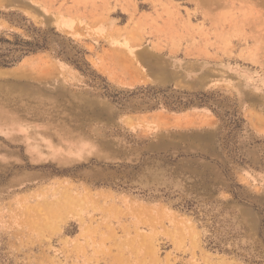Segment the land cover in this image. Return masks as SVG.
Instances as JSON below:
<instances>
[{
	"label": "rangeland",
	"instance_id": "1",
	"mask_svg": "<svg viewBox=\"0 0 264 264\" xmlns=\"http://www.w3.org/2000/svg\"><path fill=\"white\" fill-rule=\"evenodd\" d=\"M20 41L0 264H264V0H0Z\"/></svg>",
	"mask_w": 264,
	"mask_h": 264
},
{
	"label": "trees",
	"instance_id": "2",
	"mask_svg": "<svg viewBox=\"0 0 264 264\" xmlns=\"http://www.w3.org/2000/svg\"><path fill=\"white\" fill-rule=\"evenodd\" d=\"M14 45L15 47L13 49H10L9 53H14V54L20 53L21 55L18 57V59H12L10 61H5L4 59H0V65H8V64L14 63L18 61L22 56L27 55L30 52H34L42 48V46L39 45L37 41L36 42L20 41V43H15ZM7 57L8 56H6L5 58Z\"/></svg>",
	"mask_w": 264,
	"mask_h": 264
}]
</instances>
